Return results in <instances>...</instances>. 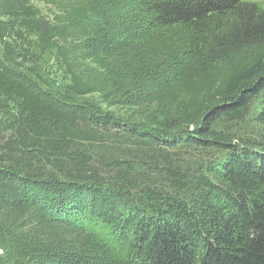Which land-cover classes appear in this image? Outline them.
I'll use <instances>...</instances> for the list:
<instances>
[{
  "label": "trees",
  "instance_id": "1",
  "mask_svg": "<svg viewBox=\"0 0 264 264\" xmlns=\"http://www.w3.org/2000/svg\"><path fill=\"white\" fill-rule=\"evenodd\" d=\"M58 7L0 0V264H264V12ZM53 49L64 100L27 66Z\"/></svg>",
  "mask_w": 264,
  "mask_h": 264
},
{
  "label": "rangeland",
  "instance_id": "2",
  "mask_svg": "<svg viewBox=\"0 0 264 264\" xmlns=\"http://www.w3.org/2000/svg\"><path fill=\"white\" fill-rule=\"evenodd\" d=\"M31 5L40 11V15L45 20H51L53 17L59 13L58 4L62 0H29ZM53 1V2H52ZM251 4H255L258 8L264 12V0H247ZM15 30L23 32V35L27 37L30 41L36 40V34L33 31H24L23 28L19 27L16 22ZM36 53V52H35ZM36 66L34 64L28 63L27 66H33L36 69L38 76L46 82L48 89L53 93L58 99L64 100L67 98L66 87L69 83V77L65 72L64 66L61 60L56 55V50H50L45 53L38 52V60ZM73 103L86 104L92 108L99 107V101L96 96L84 97V98H73L69 99ZM13 107V104L11 105ZM103 110L104 105L100 106ZM13 109V108H12ZM13 117V112L8 113L7 111H2L0 113V122H9ZM252 124L249 125L251 127Z\"/></svg>",
  "mask_w": 264,
  "mask_h": 264
},
{
  "label": "built area",
  "instance_id": "3",
  "mask_svg": "<svg viewBox=\"0 0 264 264\" xmlns=\"http://www.w3.org/2000/svg\"><path fill=\"white\" fill-rule=\"evenodd\" d=\"M0 254H2V250L0 249Z\"/></svg>",
  "mask_w": 264,
  "mask_h": 264
}]
</instances>
